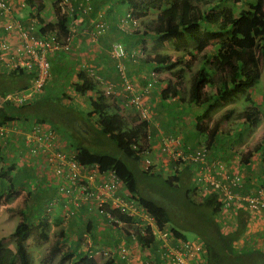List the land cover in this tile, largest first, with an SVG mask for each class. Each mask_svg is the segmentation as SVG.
<instances>
[{"label": "trees", "instance_id": "obj_1", "mask_svg": "<svg viewBox=\"0 0 264 264\" xmlns=\"http://www.w3.org/2000/svg\"><path fill=\"white\" fill-rule=\"evenodd\" d=\"M91 1L76 0L73 2L72 0H65L64 2L62 0H52L55 20L45 22L43 18L38 16L39 11L45 7L43 0H21V7L29 10L28 18L26 21H22L19 17L16 18L26 27L31 24L32 19L36 18L38 20L37 24L39 23V30L35 34H44L56 26L61 33L72 29L75 37L69 42L67 48L62 47L51 52L49 55L51 62L49 76L44 81L43 86L34 92L33 98L23 104H11L5 101L4 97L8 92L28 89L33 81L34 71L28 72L20 68L5 71L4 75L6 78L3 87H0V126L6 127L9 123L12 124L16 120L23 118L25 121H29V128L34 121L39 124H49L58 132L54 151L62 154L67 152L69 155L72 149L74 160L78 163H95L98 165V169L103 172L111 170L118 179L120 189L121 187L126 189L124 193H119L118 190V194L129 201V203H137L142 206L144 211L152 218V223L150 224L143 219L130 216L123 209L110 208V200H106L108 202L105 201L106 203L98 206L102 212V215H99L101 217L99 222L103 220L112 229L115 228L117 233L127 235L130 243L138 242L140 248H144L143 251L148 249L147 254L141 253L146 259H149L148 264H171L167 247L162 239H158L154 235L153 231L164 232L167 235L168 244L174 248H181L185 244L200 242V239H187L178 226L194 231L203 239L200 242L203 248L200 253L202 257H199L200 259L192 257L191 261L193 264L197 260L202 264H264V250L254 249L252 248L253 246L245 247L244 249L236 246V241L248 227L249 219L254 215L264 218L262 216L263 213L260 211H249L245 201L240 203V205H228L221 188H214L201 174L196 175L197 171L193 167L195 166L199 169V164H194L192 161L184 162L174 158L173 165L177 166L176 170L166 176L161 172L155 171L152 160L147 155L148 145L150 144L148 125L153 120V111L145 100L144 105L149 110V118H144L140 115L131 100V91L124 88V76L119 70V63H122L128 80L133 82L135 89H140L139 87H143L148 82L145 81V69L140 67V71H136L133 74L128 72L124 61L125 57L129 56L133 60L139 57L137 59L139 63L141 61H147V64L152 63L149 69L146 68L147 71L149 70L152 82L161 81V79L157 78L159 70L170 69V73L175 80L173 83V80L169 79L168 84L161 89L162 97L179 96L183 101L188 100L197 105H202L201 111L195 115L194 126L198 132L206 135V147H210L215 141L217 134L222 131L219 129L220 126L228 123L234 113V109L226 108L221 110L218 118L215 121L212 119L210 123L213 112L224 107L239 94L249 95L250 90L261 77L264 65V0H243L246 7L242 6L237 14H235L233 7L221 6V3L226 0H102L103 6L107 2L113 1L112 5L104 12L100 10L101 3H98V8H94ZM5 2L9 3L8 0H5ZM121 4H124V11L117 14L119 16L115 25L116 34L110 39L107 38V45L105 44L108 47L105 59L109 61V58L111 63L114 61L118 71V78L114 81H108L113 91L108 94L105 93L107 84L105 83L103 86L99 83L100 77L97 75L94 65L91 64L89 67L86 65L81 66L77 70L76 79L70 81L72 73H67V71L71 69L60 62L57 63L56 58H53V54L59 52V50L64 52L74 51L73 42L77 37L76 32L78 31L75 26L89 37V31L95 26V23L103 21L105 28L97 39L93 41L89 37L92 42H98L101 35L110 26H113L110 18L112 21L115 20L114 18L117 15H113V10L117 5ZM61 7L65 11H62ZM152 9L157 10L155 18H143V25H140L139 18ZM93 15H95L94 18L86 20ZM122 35L126 36V38H121ZM146 37H150L151 42L154 44L162 45L165 41H169L175 47H179L186 40L193 44L195 53H202L205 50H209V53H203L193 68L192 60L184 59L182 56L174 59L165 52H155L153 55L144 53L142 55V51L146 50ZM114 43L122 45L125 51L124 55L115 57L111 54V47ZM139 52L141 53L139 54ZM187 72H189L190 76L185 79ZM152 73H155V75L152 76ZM132 75H135L137 79ZM61 78L66 81L61 82ZM56 81L58 86L54 88ZM66 82L78 94H86L89 91L95 93L94 96L90 95L89 105L91 108L87 111L86 118L87 120L92 118L91 126L86 124L85 118L75 112L76 109L72 110L71 97L69 98L66 94ZM99 84L103 89L99 87ZM50 87L55 89L52 96L57 99V102L48 101L50 94L46 93L45 90ZM108 97L118 98L126 108L128 106L129 112L134 109L138 113V117H128L122 114L119 109L122 106H116L115 103L110 104L107 100ZM64 99H67V101L63 102ZM249 101H251L250 97ZM55 104L61 107L68 106L67 110H61V107L58 109ZM68 112V117H63ZM55 114L60 120L65 118V124L70 129L82 130L80 132L85 135L89 131L93 133L96 131L100 135H104L114 143L117 152L93 149L82 143L83 141L80 142V139L76 144L71 142L69 144L68 141L64 142L62 134H66L59 132L54 123H52V119H50ZM93 115L95 119H93ZM240 117L250 128H254L260 123L261 118L264 119V112H261L255 105H249L241 112ZM132 118L136 120L134 121ZM26 131L27 129L25 131L22 129L19 133L24 137ZM8 132L10 131L0 132V141L5 140V143H0V164L8 157V152H4L10 142H7L8 137L6 135ZM173 135L169 134L170 137ZM72 137L74 139L79 138L77 135H72ZM160 139L163 141L162 138ZM178 140L179 142L176 143L177 146L175 148L181 147V139L178 138ZM235 141L240 142L241 137ZM102 142L103 140H101ZM142 144H145L147 149H143ZM198 149L199 147L191 149V151L194 152ZM22 150L19 151L20 153L17 151L19 156L32 155L36 157L42 154H30L28 151ZM181 150L182 152L189 151V149L185 148H181ZM252 150L260 152L259 163L264 166V138L260 144L251 148L250 152L244 155L241 160L243 164L249 163ZM162 152L169 154L166 151ZM141 153H145L144 158H149L150 162L145 164V159H142L143 164L140 167L137 162ZM44 154V159L47 161V155L46 153ZM19 156L15 155L10 161L18 164L19 162H16V160ZM167 157L173 158L170 154ZM205 158L207 162L217 161L223 167L224 172L222 174L213 173L216 181L224 182L227 176L231 178L236 176L239 178L238 183H240L245 194H254L257 190H264V174L251 180L250 177L252 176L246 178L245 175L242 176L239 173L230 172L225 168L222 161L216 158L209 159L208 148ZM20 162L24 163V159H20ZM180 166H183V168L179 172ZM13 170L14 167L9 168L5 164L0 167V195L2 192L8 193L12 191L13 188L8 189L5 181L12 179L10 173ZM5 177H7L6 180ZM64 179L66 180L65 183L64 180L62 181L64 187H59V190L65 193V197L61 199V202H63L61 204L65 206L72 205L73 210L68 209L66 214L62 216L63 220L67 221L76 219L78 214L81 215L79 209L84 204L83 200H81V195L76 193V190H72L75 183L73 181L70 182L66 177ZM247 184H250V187ZM194 188L203 193L200 201L192 198L191 191ZM6 189L8 190L6 191ZM231 191L236 192L237 189L231 188ZM31 194L32 191L28 192V195ZM50 196L51 194L49 195L51 199L52 197ZM53 202H56V200ZM103 204L108 209L103 210ZM224 211L234 212L232 217L235 219V225L233 228L225 230L218 221V216ZM33 212H29L27 207L28 214L25 211L21 212L23 219L15 225L12 236L16 251L5 245L6 236L0 237V264H33L32 256L26 250L30 237L35 234V237L40 240L49 239L50 216L42 214L37 220H25L27 216L30 218ZM71 215L76 216L73 218L70 217ZM114 218L118 221H123L126 225H119ZM170 220L173 221L172 224H169ZM33 221L36 222V225L32 224ZM136 222H145L143 224L145 228L139 229L138 227L137 231H134L137 239L133 240L132 228ZM76 223L80 226L84 224L82 226L83 230L89 229L90 222L88 221L81 224L77 220ZM62 227H59L55 232V238L48 250V255L50 256H55L60 252L63 239L67 237L68 232L73 231L68 229L66 232ZM113 242L115 243L116 240H113ZM64 243L67 242L65 241ZM77 244L80 245V242L78 241ZM72 250H77L78 252L73 264H96L95 260L98 255L90 254V256L87 252L84 253L85 251H78L76 246H73ZM60 261H63V259L61 258ZM113 263L114 257L110 256L102 264Z\"/></svg>", "mask_w": 264, "mask_h": 264}, {"label": "rangeland", "instance_id": "obj_2", "mask_svg": "<svg viewBox=\"0 0 264 264\" xmlns=\"http://www.w3.org/2000/svg\"><path fill=\"white\" fill-rule=\"evenodd\" d=\"M51 1V0H50ZM124 4L121 5H117L114 10H113V15H117L119 12H123L124 8H123ZM212 6V5H211ZM222 7H230V8H234L235 14L238 13L239 9L242 6L246 7V4H244L243 0H226L225 2L221 3ZM24 10H27V8H25ZM157 13V10H148L147 13L142 16L141 18H139V23L140 25H143V18L146 19H150V18H155ZM121 38H126V36H121ZM146 50H144L145 54L148 55H153L155 52H165L167 53L171 58L177 59V58H181V56L184 59H191L192 60V64H193V68L196 66L197 60L199 59L200 56H202L203 53H209V50H205L202 53H195V50L193 48V44L187 42L186 40L183 41L179 47H175L172 43H170L169 41H165L162 45H157L151 42V38L150 37H146ZM106 55H107V51H106ZM108 58V56H107ZM139 57H137L138 59ZM109 61H111L108 58ZM139 61V60H138ZM194 61V62H193ZM152 63H149L147 69H149V67H151ZM81 64H77L76 67V71H73V74H71V78L70 81L75 80L76 79V74H77V70L79 68H81L80 66ZM67 69V68H66ZM71 70L67 71V73H70ZM0 87H3V83L5 81L6 76L4 75L6 72H3L0 70ZM145 81H148L151 79V75L149 74V70H145ZM149 74V75H148ZM135 79L136 76L132 75ZM189 72H187L185 74V79L189 78ZM118 76L115 75V79H117ZM157 78L161 79V81L164 82L165 85L168 84L169 79L174 80L175 78L171 75L170 73V69H161L157 72ZM66 81L64 78H61V82ZM114 81V80H113ZM66 88H70L71 90H73L72 86L69 85L66 82ZM118 84V83H117ZM99 87L101 89L102 86L99 84ZM160 81H155L152 85V92H154L157 96H158V101H155L151 104V109L153 111V121H157L160 125V131H162L161 133L164 134H179V136L181 137V147H186V148H191V149H196L200 146L202 147H206V135L203 134L202 132H198L194 126V121H195V115L197 113H199L202 109V105H197L193 102H190L188 100H181L179 96H168L166 98H162V96L159 94V88H160ZM55 89L53 87H50L49 89H46L45 92L50 94L47 98L48 101H53V102H57V99L52 96V94L54 93ZM67 96L70 98V92L67 90L66 91ZM94 92L91 91L90 93H86V94H78L77 93V97L79 98V101L75 100L74 98L72 99V110H75V112H77L81 117L85 118L86 120V124L88 125H92V118L91 120H87V111L91 108L89 105V98L90 95L94 96ZM152 94V93H151ZM73 96H71L72 98ZM249 97L251 98V101H249ZM56 107L59 109L61 106H59L58 104H55ZM249 105H255L257 106L261 112H264V65H263V70H262V74L261 77L259 78V80L257 81V83L254 85V87L250 90V94L249 95H242L239 94L238 96H236L235 99L231 100L229 103H227L224 107L217 109L215 112H213V117H211L210 123L212 121V119H214V121L218 118V116L220 115V111L224 110L226 108H233L234 109V113L232 114V116L230 117L228 123L226 124H222L220 126L219 129H221L222 131L219 132L217 134V137L215 139V141L213 142V144L208 148V155L209 154H213L214 157L220 161H222L225 165V168L230 171V172H234V173H239L242 176L245 175L247 176V174H249L251 180L255 179L257 177H259L260 175L264 174V166L262 165V163H259V159L261 158L260 156V152H254V150H252V154L251 156V162L248 164H243L242 163V158L244 157V155H247L250 150L249 147L251 146L252 148L255 147L256 145L261 143V140L264 138V119L261 118V123H259L256 127L254 128H250L242 119L241 120V112L246 108V106ZM67 107H61V110L66 111ZM71 110V108H69ZM82 110V111H81ZM123 111H127L126 109H124ZM219 113V114H218ZM127 116L128 117H133V116H137L138 117V113L133 109L129 111H127ZM69 115L68 113H65L63 117L67 118ZM58 119V117L55 116L50 118L52 119V123H54V125L57 127L58 131L60 132H64L66 135L62 134V137H64V142L68 141V143L70 144V142L72 144H76V142L79 141L82 143H85L86 145L90 146L93 149H97V150H110V151H114L115 153L117 152V148L116 146L114 147V143L112 141H110V139H108L107 137H105L104 135H100L99 133H97L96 131L93 133L92 131H89V133L86 135L80 131L82 130H78V129H70L66 124L65 121L66 119ZM93 119H95V116L93 115ZM131 120V119H130ZM132 120H136L134 118H132ZM131 120V121H132ZM25 122V121H22ZM51 122V121H48ZM90 125V126H91ZM96 129V128H94ZM75 132H73V131ZM159 130V128H158ZM73 136H78V139H74L72 137ZM159 133V132H158ZM153 134V137H157L158 139H160L159 134ZM241 137V141L237 142L235 141L237 138ZM83 140H82V139ZM184 139V140H183ZM244 141H243V140ZM101 140H103V142L101 143ZM185 141V142H183ZM187 142V143H186ZM246 142V144H244ZM112 143V144H111ZM242 144V147H235L238 144ZM159 146V145H158ZM158 146H152L150 147V144L148 145V149H150L149 153L147 155H149V157L152 160V163L154 165V169L155 171L161 172L164 174V176L168 175V174H172L173 172H175L176 170V165H173V160L174 158H169L167 160V165H161V163H159L158 161L155 160V153H157L159 151ZM140 148V147H139ZM142 148L143 149H147L145 148V144H142ZM191 149H189V151H191ZM251 149V148H250ZM16 151H19V149H17ZM16 151L14 150L15 155L19 156V154L16 153ZM70 151V150H69ZM12 150L9 149L8 151V157L5 158L4 162L0 164L1 166H4V164L11 168L14 167V170L11 171L12 176H11V180L8 181L6 180L7 177H5V183L8 186V189L13 188H19V187H27V189L29 188V191H32L31 196V201L28 203L27 207H28V211L29 212H33L32 216L29 218L27 216V219L25 218V220H29V219H34L37 220L38 217H40L42 214H48L50 217L53 216V214H55V212L61 208V199L62 197H65V193L63 191L59 190L60 186L64 187V183L62 182V179L60 178L59 174H56L53 170H52V166L54 164L50 163L49 161H45L43 160L40 164V162L36 165H34L33 167L32 164L31 166L26 163V162H19L18 164H15L14 162L12 163V161H10ZM145 153H141L140 158L138 159L137 164L141 167L143 164V160L145 159ZM249 156V157H250ZM21 157L23 158V156L21 155ZM196 171V170H195ZM10 173V174H11ZM27 175H29L27 177ZM7 176V175H6ZM46 176L47 180H44V182H37L38 180H43V177ZM33 179H32V178ZM247 178V177H246ZM31 179V181H29ZM47 181V184L45 183ZM1 183V181H0ZM49 183V184H48ZM248 187L250 184H247ZM1 186V184H0ZM48 186V187H47ZM25 187V188H26ZM50 188L51 193H53L55 191V193L50 196L52 197L51 199L48 197H46V189ZM6 189V191L8 190ZM11 192L5 193L2 192V194L0 195V205H5L4 207V213L2 214L1 211L0 212V237L1 236H6L7 240L5 242V245L7 247H10L11 249H13L14 251H16V247L13 241V231L15 228V225L23 219L22 213H20V211L18 210V208H14V210L8 209V205L12 204V205H17L18 203H16L15 199L17 197V190H13ZM197 188H194L191 191V195L192 198L195 199L196 201H200L203 197V193L199 192ZM50 193V194H51ZM24 199V198H23ZM25 200V201H24ZM23 201L26 202L28 201L27 198H25ZM50 200V201H49ZM56 202H53L55 201ZM22 203V200L19 202V205ZM49 209V211L47 212V210ZM66 210V209H65ZM64 210V212H65ZM97 210V207L94 209ZM64 212L62 213V216H64ZM6 213V214H5ZM5 214V217H2V215ZM28 214V213H27ZM96 214L98 215V217H100L99 215H102L101 210L98 207V210L96 211ZM226 214V215H225ZM225 215V217H224ZM76 215H71L70 217H73ZM86 215H84L85 217ZM229 216H234V212L231 213L230 211H224L222 212L218 217V221L220 222L222 228L226 229H230L233 228L235 225V219L234 217H229ZM75 219V218H74ZM82 219V215L78 214L76 216V220H81ZM101 219V217L99 218ZM85 219H82V221L80 222L81 224H83V222H85ZM223 221H225L227 223V226H225L223 224ZM54 222V218L53 220L51 219L50 223L55 227H52L54 229V231H51V228L48 229V233H49V239L48 240H40L38 238L35 237V234H33L30 239L29 242L27 243L26 246V250L28 253H30V255L32 256L33 259V264H73L74 263V259L76 258V254L78 253L77 250H72L73 245L72 243L70 244V238L71 237H75L78 238V241L80 242V245H84L85 247V252L84 250H80L84 253L87 252V254L89 255V251L91 249H101L102 246H111L114 247L116 244L113 242L114 238H115V234L117 233L115 231H113V229H111L109 227V224H107V228L105 230L106 226L104 225V221H100V224H102L101 228L98 230H92V229H88V230H81L82 227L80 226L79 228L81 229H74L73 231L68 232L69 234H67V237L65 239H63V242L61 243V247H60V252L58 254H56L55 256H50L48 255V250L52 244V241L55 238V232L57 231V229L59 227H61V223H66L65 220H58L55 223ZM141 223V224H140ZM173 221L170 220L169 224H172ZM34 225H36V222L33 221ZM145 222H136L133 225L132 230L137 231V228L139 227V229H143ZM84 225V224H83ZM127 227V226H126ZM57 228V229H56ZM178 228L184 233L185 237H187V239H196L199 240L200 242L203 241V239L196 234L194 231L189 230V229H185L182 228L180 226H178ZM128 230V229H126ZM81 233V234H80ZM99 233L103 234V237L105 234L108 235V237H112V240L110 239L109 243L106 244H95L94 245V240L96 239V237L99 236ZM85 234L90 235L91 238V244L89 242H83V239L85 237ZM114 237V238H113ZM242 238H238V240L236 241V246L240 247L238 245V243H242L243 241L241 240ZM67 243H64V242ZM87 241V240H86ZM126 244H128L129 242H125ZM94 246V247H93ZM129 248L133 251H142L144 254L145 252L143 251L144 248H140V246L138 245V242H134L133 244L130 243ZM137 246V248H136ZM259 245H255V247L258 249ZM79 251V250H78ZM82 255V254H81ZM136 255H138L136 253ZM79 256V255H78ZM63 259V261H60V259ZM106 258L102 257L101 255L98 256L95 260L96 264H102L103 262H105Z\"/></svg>", "mask_w": 264, "mask_h": 264}, {"label": "built area", "instance_id": "obj_3", "mask_svg": "<svg viewBox=\"0 0 264 264\" xmlns=\"http://www.w3.org/2000/svg\"><path fill=\"white\" fill-rule=\"evenodd\" d=\"M65 2V0H62ZM62 11H65L61 7ZM4 22L3 29L6 36H0V69L13 70L20 68L24 71H34L35 75L29 88L23 91L8 92L4 100L14 104L20 105L25 101L31 100L33 94L38 88H41L44 81L50 73V57L49 55L55 49L67 48L69 42L75 37L72 29H69L65 33H61L58 27H53L46 31L44 34H35L37 29L36 18L32 19L29 26L23 25L19 19L11 15V6L5 0H0V25ZM105 23L99 21L95 23V26L89 31V37L95 41L98 35L104 30ZM87 30V29H86ZM85 32V30H83ZM38 33V31H37ZM9 35V36H8ZM125 51L120 43H114L111 47V54L115 57L124 55ZM119 70L122 76H124V88L131 91V100L134 102L136 109L140 115L144 118H149V110L144 105L145 97L152 91V79L148 80L147 84L140 89H135L133 82L128 80V76L124 70L122 63H119ZM155 73H152L154 76ZM137 88V87H136ZM112 90L109 84L106 85L105 93L108 94ZM8 126H0L1 131H8ZM58 138V132L52 128L49 124H39L36 121L31 123V127L24 133V151H28L30 154L46 153L47 161L57 165L56 174H60L65 169V177L71 182L75 183L74 189L76 193L81 195V200L85 202H93L95 208L106 203L110 200L109 207H117L123 209L128 215L143 219L147 223H152V218L144 211L142 206L137 203H129L120 194H118L119 182L114 173L109 171H100L98 165L93 164H81L74 160V153L70 151L68 155L54 151L56 140ZM162 144L160 145L161 151H166L173 158L183 160L184 162H194L199 164V169L194 166L196 171L204 177V179L212 185L214 188H221L223 194L227 199L228 205H240L243 201L247 203L249 211H260L264 217V190H257L254 194H245L238 183L239 178L234 176L231 178L227 176L226 181H216L214 172L222 174L223 167L216 162H207L205 153L207 147L200 146L198 150L192 152H182L179 148H175L176 143L179 142L178 138L165 136L162 138ZM136 145V144H134ZM150 162L149 158L145 159V164ZM197 175V172H196ZM228 181V182H227ZM222 186V187H220ZM231 188L237 189L236 192H232ZM129 195V194H128ZM134 200V199H131ZM130 200V201H131ZM106 201V202H105ZM103 210L108 209L105 204L102 205ZM112 217V216H111ZM114 220H117L114 218ZM119 225H126L123 221H118ZM145 228V227H144ZM154 235L158 239H162L164 245L168 250V257L171 264H193L191 258H201L200 253L203 248L200 242L185 244L181 248H174L168 244L167 235L162 231H153ZM87 242H91L88 235H85ZM133 240H136L134 230H132ZM138 255L124 242L117 243L114 247L107 246L98 250H90L89 255H101L102 257H114L113 264H148L149 259H146L138 251ZM145 254L148 253V249H145ZM91 256V255H90ZM199 258V259H200ZM121 260V261H120ZM195 264H202L199 260Z\"/></svg>", "mask_w": 264, "mask_h": 264}, {"label": "crops", "instance_id": "obj_4", "mask_svg": "<svg viewBox=\"0 0 264 264\" xmlns=\"http://www.w3.org/2000/svg\"><path fill=\"white\" fill-rule=\"evenodd\" d=\"M8 1H9L10 6H11V15L14 16L15 18L16 17L21 18L22 21H26V19L28 18L29 10L28 11L24 10L21 7V0H8ZM43 1L45 3V7L41 11H39L38 16L43 18L45 20V22L46 21H54L55 20V14H54L53 7H52V0L51 1L50 0H43ZM72 1L74 2L76 0H72ZM91 2H92V5H93L94 8H98L97 7L98 3H101L102 0H92ZM112 2L105 3L106 7L103 6V3H101L102 6H101L100 10L102 12L106 11V9L110 5H112ZM94 16L95 15L91 16V18H87L86 20H91L92 18H94ZM118 16L119 15H117V17L114 18L115 19L114 21H112L111 18H110V21H111L113 26H110V28L103 35H101L102 38L100 37V40L98 42H92L86 33H83L80 30V28L75 26V29L78 30V31L76 32V36L77 37L75 38V40L73 42L74 51L64 52L63 50H59V52H56L55 54H53V58H56L57 63L60 62L63 65L69 66L68 68H70L72 70L71 71L72 74H73L74 70L76 71L77 64H81L80 66L86 65L88 67H89L90 64L94 65V67L96 69V72H97V75L100 77L99 83L101 85H103V86L105 85V83L108 84L110 81L116 80L115 79V75L118 74L117 68L114 65V61H113V63H111L110 61H107L105 59V54H106V51L108 50V47L106 46L107 42H108L107 38L110 39V38H112V36L114 34H116L115 25H116V21H117ZM109 17H111V16L109 15ZM3 25H4V22L0 25V36L1 37L6 36V34L4 32V29H3ZM37 29H39V25H37ZM133 49H135V48H133ZM133 49H131V50H133ZM140 53L141 52H139V54ZM144 53L145 52L142 51V55ZM124 61L126 63L127 71L132 73V74L135 73L136 71H140V67H143L146 70V68L149 65V64H147V61H141L139 63L137 61V57H136V60H133L129 56H127V57L124 58ZM92 62H94L96 64H93ZM57 63H56V65H58ZM0 70L3 71V72L6 71V70H3V69H0ZM57 86H58V84H57V81H56L54 83V88H56ZM160 86L161 87L159 88V94L162 96V93H160V92H161V89L163 87H165V84H164L163 81H160ZM67 90L71 93L70 95L73 96L72 98H70V100H71L70 102L71 103H72V99L73 98L79 101V98L77 97V93H76V91L74 89L71 90L70 88H67ZM87 93H90V91L87 92ZM157 95L154 92H152V94L146 98V102H147V104L149 106H151V104L153 102L158 101V96ZM107 100H108V102L110 104L115 103L116 106H122L121 108H119L120 112L122 114H124V115H127L126 113L128 111V106L126 108V106H124V104H122V102H120L118 100V98L114 99L113 97H108ZM65 101H67V99L63 100V102H65ZM125 108H126L127 111H123ZM22 121H25L24 118L20 119V120H16V122H14L12 124L11 123L8 124L9 127H10V128H8L9 129L8 131H10V132H8L6 137H8L7 142L8 141H10V142L8 143V145H7L6 149L4 150V152L7 153L9 151V149H11L12 153L10 155H11L12 159L15 156L14 150L16 151L17 149H19V151H20V150L23 149V145H25V144H23L24 137L21 136L19 131L21 132L22 129L24 131L26 129L28 130L29 129V121H25V122H22ZM260 123H261V121H260ZM148 126H149V132H150V136H149L150 137V139H149L150 147H152V146H156L157 147L159 145L158 146L159 151L157 153H155V160L158 161L159 163H161V165H163V164L167 165V160H168L167 156H169V154L163 153L160 150V145L162 144V141H161V139H158L157 137H153V134H157L159 132L158 134H159L160 138H164L165 135L169 136V134H164L163 135L161 133L162 131H160L161 125L155 120L154 121L152 120L149 123ZM158 128H159V130H158ZM172 137L181 138L179 136V134H174ZM183 142H185V141H183ZM0 143H5V140H1ZM242 144L243 143H241V144L239 143L235 147H239V146L242 147ZM244 144H246V142ZM178 148H179V146H178ZM182 148L191 149V148H186V147H182ZM250 148H252V147L250 146L249 150H250ZM149 151H150V149H148V153H149ZM16 153H17V151H16ZM41 155L36 156V157L32 156V155H24L23 158L21 156H19V158L16 160V162H20V159H24V162L28 163L30 166L32 164L31 167H33L34 165L37 164V162L38 163L40 162V164H41V162L43 160L46 161V159H44L45 158L44 157L45 154L42 153ZM214 158L215 157H214V155L212 153L209 154V159L210 160H212ZM250 162H251V158L249 160V163ZM52 164H54V162ZM182 168H183V166L182 167L180 166L179 172L182 170ZM52 170L56 173V170H57V165L56 164H54L52 166ZM66 172H67V170L65 169L64 171H62L60 173V178L62 179V181L64 180V183L66 181L64 179ZM198 174H200V172L197 171V175ZM10 175L12 176V173ZM28 176L29 175H27V177ZM246 177L249 178L250 177L249 174H247ZM44 180H47L46 176L43 177V180H38L37 182H44ZM29 181H31V179ZM45 183L47 184V181ZM25 187L22 186V187L16 188L17 191L19 190L18 193H17V197L15 199L16 203H18V204L17 205H12V204L8 205L7 210L8 209L14 210V208H18L20 213L21 212L23 213L25 211L26 214H27V205L31 201V196L28 195V192H30L29 188L27 189V187L26 188ZM125 190L126 189H124V187H121V189H119V193H122V192L124 193ZM50 193H51L50 188H47L45 196L46 197L49 196ZM54 193H55V191L53 193H51V196ZM23 198L24 199L27 198L28 201L24 202L25 200ZM21 200H22V203L19 205V202ZM82 202H83L84 205H82V207L79 209V212L81 213L82 217L86 221L90 222V225H89L90 229H92V230H97L98 229L99 230L101 228L102 224H100V222H99V218L100 217H98V215L96 214V210H94L95 209V204L93 202H84V201H82ZM61 203H63V202H61ZM4 207H5V205L4 206L0 205V212L4 209ZM68 209L72 210V205L71 206H65V205L61 204V208H59L55 212V214H53V216L49 218V220L51 221V219L53 220V218H54V222L53 223H55L58 220L62 221L63 220L62 213L65 210V212H64V215H65L66 211ZM1 213L3 214L4 210ZM5 214L2 215V217H5ZM84 215H86V216L84 217ZM82 219L79 221V223L82 221ZM75 220L76 219L67 220L66 223H61L60 226L61 227L63 226L62 228H64V230L66 232H67L68 229H71V230H74L76 228L81 229V228H79L80 225L78 223H76L77 220H76V222H75ZM223 224L225 226L227 225V223L225 221H223ZM82 226L83 225H81V227ZM103 226H106L105 227V230H106L107 224L105 222H104ZM52 227H54V226L51 224V231H54V229ZM109 227L111 228L110 225H109ZM81 230H83V229H81ZM113 231H115V228H113ZM115 232H117V231H115ZM114 234L116 236H115V238L114 237L113 238H114V240H116V242H124V243L125 242H129L127 235H124L122 233H114ZM85 235H88V234H85ZM88 236H89V239L91 241L90 235H88ZM239 238H242L241 240L243 242L242 243H238V245L241 248H243V249L245 247H249V246H253L252 248L256 249L255 245H259L258 248L264 250V218L256 217L254 215L251 219H249L248 227H247L246 231ZM110 239L112 240L111 236L108 237V235L105 234L104 237H103V234L99 233V236L96 237V239L94 240V245L95 244L96 245L97 244H103L104 245L106 243H109ZM86 240H87V238L86 239L84 238L83 242L86 243L87 242ZM69 242H70V244L72 243V245L74 247L76 246L78 248V250H84V251L86 250L83 244L82 245H78L77 244L78 241H77L76 237H75V239H74V237H71ZM116 242H115V244H116ZM86 245H87V243H86ZM136 248H137V246H136ZM133 253L136 254V253H139V252L133 250Z\"/></svg>", "mask_w": 264, "mask_h": 264}, {"label": "clouds", "instance_id": "obj_5", "mask_svg": "<svg viewBox=\"0 0 264 264\" xmlns=\"http://www.w3.org/2000/svg\"><path fill=\"white\" fill-rule=\"evenodd\" d=\"M3 70H6V69H3ZM7 71V70H6ZM154 83V82H153ZM153 83H152V85H153ZM151 93H152V91H151ZM151 93L148 95V96H150L151 95ZM148 96H146L145 97V100H146V98L148 97ZM138 147H139V145H138ZM71 151H72V149H71ZM73 152V151H72ZM195 169V168H194ZM196 170V169H195ZM103 247H105V246H103ZM91 250H93V249H91ZM96 250V249H95ZM98 256H100V255H98Z\"/></svg>", "mask_w": 264, "mask_h": 264}]
</instances>
